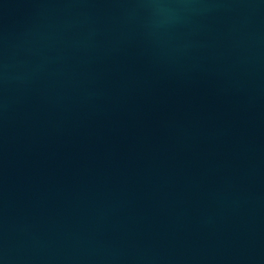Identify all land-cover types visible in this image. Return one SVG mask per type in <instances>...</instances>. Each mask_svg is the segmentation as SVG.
Instances as JSON below:
<instances>
[{"label": "water", "instance_id": "1", "mask_svg": "<svg viewBox=\"0 0 264 264\" xmlns=\"http://www.w3.org/2000/svg\"><path fill=\"white\" fill-rule=\"evenodd\" d=\"M0 264H264V0H0Z\"/></svg>", "mask_w": 264, "mask_h": 264}]
</instances>
